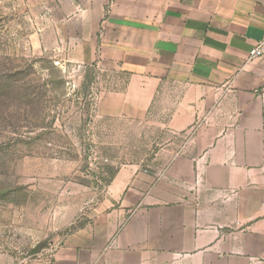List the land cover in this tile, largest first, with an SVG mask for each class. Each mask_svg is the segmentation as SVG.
<instances>
[{"label": "crops", "instance_id": "0c3cea01", "mask_svg": "<svg viewBox=\"0 0 264 264\" xmlns=\"http://www.w3.org/2000/svg\"><path fill=\"white\" fill-rule=\"evenodd\" d=\"M46 2V48L116 73L97 117L169 137L152 167L118 171L53 264H264V58L249 59L264 0Z\"/></svg>", "mask_w": 264, "mask_h": 264}, {"label": "rangeland", "instance_id": "374dc122", "mask_svg": "<svg viewBox=\"0 0 264 264\" xmlns=\"http://www.w3.org/2000/svg\"><path fill=\"white\" fill-rule=\"evenodd\" d=\"M55 8L0 0V264H53L118 171L152 167L169 139L154 123L97 117L116 73L46 48Z\"/></svg>", "mask_w": 264, "mask_h": 264}, {"label": "built area", "instance_id": "2783aa9c", "mask_svg": "<svg viewBox=\"0 0 264 264\" xmlns=\"http://www.w3.org/2000/svg\"><path fill=\"white\" fill-rule=\"evenodd\" d=\"M264 58V39L259 41L250 51L249 59H261Z\"/></svg>", "mask_w": 264, "mask_h": 264}]
</instances>
